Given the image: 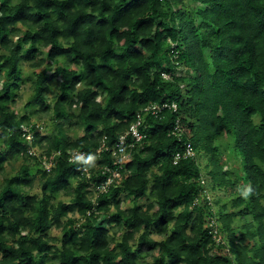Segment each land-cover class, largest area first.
<instances>
[{
  "label": "clouds",
  "instance_id": "9594fccd",
  "mask_svg": "<svg viewBox=\"0 0 264 264\" xmlns=\"http://www.w3.org/2000/svg\"><path fill=\"white\" fill-rule=\"evenodd\" d=\"M264 0H0V264H264Z\"/></svg>",
  "mask_w": 264,
  "mask_h": 264
},
{
  "label": "trees",
  "instance_id": "16d2710c",
  "mask_svg": "<svg viewBox=\"0 0 264 264\" xmlns=\"http://www.w3.org/2000/svg\"><path fill=\"white\" fill-rule=\"evenodd\" d=\"M262 27H264V25H262Z\"/></svg>",
  "mask_w": 264,
  "mask_h": 264
}]
</instances>
